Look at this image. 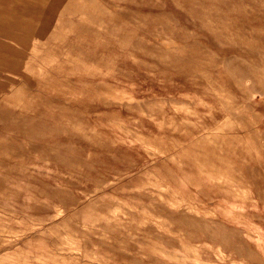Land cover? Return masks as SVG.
Segmentation results:
<instances>
[{"label":"rangeland","instance_id":"rangeland-1","mask_svg":"<svg viewBox=\"0 0 264 264\" xmlns=\"http://www.w3.org/2000/svg\"><path fill=\"white\" fill-rule=\"evenodd\" d=\"M0 264H264V0H0Z\"/></svg>","mask_w":264,"mask_h":264}]
</instances>
